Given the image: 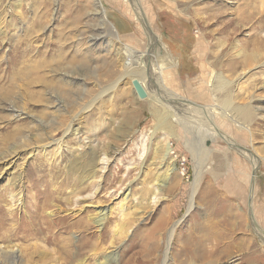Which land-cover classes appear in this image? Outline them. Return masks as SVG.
<instances>
[{
    "label": "rangeland",
    "instance_id": "obj_1",
    "mask_svg": "<svg viewBox=\"0 0 264 264\" xmlns=\"http://www.w3.org/2000/svg\"><path fill=\"white\" fill-rule=\"evenodd\" d=\"M140 3L155 51L176 64L169 87L191 102L180 121L161 123L163 108L132 84L148 79L118 56L149 40L129 0H0V207L15 213L0 208V229H18L17 264H264V0ZM212 72L225 86L215 92ZM244 96L251 130L218 115L213 138L203 113L231 97L241 122ZM39 180L60 193L35 195ZM39 204L46 217L30 218Z\"/></svg>",
    "mask_w": 264,
    "mask_h": 264
},
{
    "label": "bare ground",
    "instance_id": "obj_2",
    "mask_svg": "<svg viewBox=\"0 0 264 264\" xmlns=\"http://www.w3.org/2000/svg\"><path fill=\"white\" fill-rule=\"evenodd\" d=\"M129 2H130V5L133 7V10H134V13H135V18L144 26L143 27L144 28V31L148 35V38H149L148 45H147V49L145 51H141V50L137 49V47H135V46H132V45H129V44H124V47L120 50L118 56L121 59L124 67L130 68V70H126L127 71V75H131L132 73H134V75H141L142 77H146L148 79V82H147L145 80V78H144V81H146L147 85L143 84L144 81L142 79H139V80L141 81V83L143 84L144 88L147 91V94H148L147 97L151 98V100L153 102L157 103L156 106L159 105L160 107L163 108V110H164V113L163 114H162V112L159 111L160 109L159 110L157 109V112L159 113V115H158L159 116V119L162 120L161 123L164 124L167 121L166 118H168L169 116L171 118L172 117H175L177 119L180 117L179 118V121H180L181 117H183L185 115L182 114V113H180L177 109H180V107H184L185 106V103L191 105V102H189L190 100H188L186 98H182L179 94L176 93L175 90H173L171 87H169L170 76H173V75H170V73H168V72L171 71V70H175L176 69V64L170 58V56H168V54L166 56H159L158 55V52L155 51V47L158 44L159 38L156 36V34H154L153 30L150 27V24H148V21L146 20V17L143 15L144 13L142 14V12L140 11V7H141L140 0H129ZM10 73H11V71H10ZM11 78H12V74H11ZM210 78H211L210 79V83L208 85L210 87V88H208L209 90H213L215 92L216 88H223V87H225L224 85H221V82L223 81V77L220 76L219 74H217L216 72H212V74L210 75ZM132 79H133V77H132ZM149 86H151V92H149ZM3 87H4V85H3ZM107 90H109V88ZM105 93H106V91H105ZM210 95L212 97V94L211 93H210ZM241 100H242V102H241ZM241 100L239 102L240 103L239 104L240 106H238L235 109V111H239V116L243 120L241 122H240V120H238V118H234L233 119L232 116H230L231 110H233V103H234L233 102V99L231 97H228L227 99H225L221 104L218 103V104L212 105L211 107H208L206 109V112L203 113V114L206 115V117L208 118V120L211 123H213L211 125V126H213L212 129H211L212 130L211 136L213 138H215V136H217V135H219V136L221 135L220 130L215 126V123L213 122L214 121L213 118H216L218 115L219 116H222V117H224L226 119H230V120H232L234 122H238L239 123V124L237 123L238 128H245V129L247 128V129H249V127H248L249 124L248 123L255 118V117H253V109H252V106L249 103V97L248 96H244ZM61 105H59V106H61ZM182 109L183 110H186V108H182ZM182 109H180V110L182 111ZM20 111L19 110L16 111V109L13 108L12 109V112L10 113V115H13V117L19 116L21 114ZM194 113H196V112H194ZM75 125H76V122L69 123V126L67 127V130L66 131L68 132L71 128H75L74 127ZM249 130H251V128ZM8 136H11V135H8ZM225 138H227V137L225 136ZM58 142H59V146L62 145L61 139ZM201 142H204V139ZM197 145H198V143H197ZM171 150H172L171 144L168 143L166 145V152H165L164 158L170 157V151ZM196 154H197V157H196V162H197L196 168L202 167V156L204 155L203 154V149L202 148L197 149ZM247 154H248V152H247ZM10 155H12V157L9 160H12L14 157L17 156L15 150H12V152H10L8 155L4 156L1 159L2 160H6L8 158V156H10ZM248 156H249L252 164L254 165V168L257 169L258 166H259V163H260V159L257 158V156L255 154H252V153L248 154ZM9 160H7V162ZM170 171L171 170H169L168 175L170 174ZM199 173H200V171L198 172V174ZM37 182H36V184L34 183L32 186H34V189L35 190L37 189V192L35 193V195L39 196L40 198L41 197L42 198L44 197L45 200H48L49 198L54 197L55 193H60L61 186L59 188L54 189L56 187V185L53 184L52 182L41 181V180H39V183H37ZM39 187H44L43 192H41L39 190L40 189ZM22 190L23 189H20V192H19L20 196H18V194H16L18 197L15 198L16 195H14V197H12V199L15 200L16 202H19V203L21 202L22 203V200H23V198L21 196ZM29 196H30V194H29ZM56 197L59 198L61 196L59 194ZM43 205H44V207L49 206V204L47 202L45 204H43ZM0 208H1V210H3V212L5 213V215H7V216L10 215V217H15V213H14V209L13 208H11V210H10V208L9 209H6V207L5 208L4 207H0ZM101 211H102V216L101 217L100 216L99 217L96 216V217H93L92 218V220L96 224H98V225L102 224L106 220L105 212L103 211V209ZM42 212H43V208L41 207V204H39L38 207H33L32 209L29 208L28 211H26V214L30 218H32V217H38V216H41V217L42 216L43 217L45 216L46 217V215H44V213H42ZM63 217H65V215ZM0 219H2V218H0ZM9 220H11V219H9ZM13 221H15V220H13ZM18 222H19V220H18ZM58 222H60V221H58ZM82 222H83V219L79 220L74 225H78V223H82ZM11 224H13V225H10L11 226L10 228H7L6 226L3 225V227H1V229H0V257H4L5 258V260L7 261L6 264H17V259H18V255H17V250L18 249L17 248L18 247L16 248V244H13L12 243V239H13L12 237H13V235H16L17 234L18 229L15 226V223L14 222H11ZM37 230L38 231H41V232H44L45 231V228L40 227ZM173 235H174V227L171 229V231L169 233L168 248H167V251H166V254H165V259H164L165 262H166V259L168 258L169 247H170V244L172 243L171 241L173 240V238H172ZM217 238H219V237H217ZM202 239L200 240V242H202V241L205 240L204 238H202ZM88 242H90V241H88ZM195 250H197V249H195ZM203 252H205V253H203L204 255H201V256H205V257L208 258V257H210L212 255L211 254V251H210L209 247H207V245L204 246ZM196 255L197 254L195 253V256ZM192 256H194V255H192ZM194 263L195 262H193V261L190 262V264H194ZM0 264H1V259H0Z\"/></svg>",
    "mask_w": 264,
    "mask_h": 264
},
{
    "label": "water",
    "instance_id": "obj_3",
    "mask_svg": "<svg viewBox=\"0 0 264 264\" xmlns=\"http://www.w3.org/2000/svg\"><path fill=\"white\" fill-rule=\"evenodd\" d=\"M132 84L134 86V89L136 91V93L138 94V96L140 98H146L147 97V92L146 89L144 88L143 84L141 83V81L137 78H134L132 80Z\"/></svg>",
    "mask_w": 264,
    "mask_h": 264
}]
</instances>
